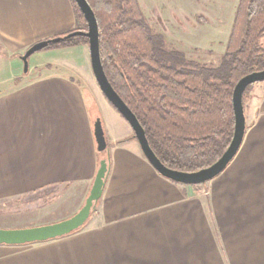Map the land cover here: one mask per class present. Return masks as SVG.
<instances>
[{
  "label": "crops",
  "instance_id": "crops-1",
  "mask_svg": "<svg viewBox=\"0 0 264 264\" xmlns=\"http://www.w3.org/2000/svg\"><path fill=\"white\" fill-rule=\"evenodd\" d=\"M237 2L231 0L234 12ZM74 24L69 0H0V202L59 185L79 188L83 201L106 157L102 194L85 226L35 242L61 240L64 264H264V109L232 160L201 184L160 175L109 102L106 112L120 128L106 119L101 155L93 135L99 112L94 117L93 96L79 73L55 66L22 80L24 51ZM57 52L63 51L45 53ZM22 245L0 244V264L40 257L41 250L18 252ZM44 253L53 260L55 252Z\"/></svg>",
  "mask_w": 264,
  "mask_h": 264
},
{
  "label": "trees",
  "instance_id": "trees-1",
  "mask_svg": "<svg viewBox=\"0 0 264 264\" xmlns=\"http://www.w3.org/2000/svg\"><path fill=\"white\" fill-rule=\"evenodd\" d=\"M69 1L74 27L57 36L87 30L77 4ZM86 1L98 25L104 73L138 119L157 158L183 172L214 163L233 135L234 85L244 75L264 69V0H238L215 65L197 63L182 50L168 47L164 35L148 23L138 0ZM79 45H88V39L74 35L44 49Z\"/></svg>",
  "mask_w": 264,
  "mask_h": 264
},
{
  "label": "rangeland",
  "instance_id": "rangeland-1",
  "mask_svg": "<svg viewBox=\"0 0 264 264\" xmlns=\"http://www.w3.org/2000/svg\"><path fill=\"white\" fill-rule=\"evenodd\" d=\"M138 1L141 6L144 3V8L149 10L146 13L148 23L154 31L164 35L168 47L182 50L187 58L197 63L205 65H215L217 63L218 57L223 52L222 46L225 47L233 21L234 11L232 10L231 0H229L230 3L228 0V3L225 0ZM87 47V45H83L80 49L78 46H71L36 51L28 58L26 73L23 71L22 64V75H28L26 78L22 77V80L33 79L42 74L43 70L55 66L58 71H65L70 75L75 76L79 73L80 76H78L87 83V89L93 96L94 117L97 116L96 110H98V118L101 120L102 127L109 117L112 127L118 130L120 127L106 112V106L110 104L104 99L93 77ZM46 50L63 52L49 54L45 53ZM68 63L78 64L79 70L74 71L75 68H71ZM257 86L261 90L259 89L258 94H254L253 91ZM97 96H99L100 103L96 105ZM101 102L106 104L105 108L101 106ZM243 107L246 120L245 130H247L254 127L255 119L264 109V81L253 83L249 87L245 94ZM110 109L115 112L112 107ZM198 187L199 185L196 186V188ZM81 195L83 194H81L79 188L59 185L44 187L23 194L16 199L1 201L0 228L31 227L60 221L74 214L82 206L84 200L82 201ZM37 250L42 251V253H39L40 257L30 260L29 264H64L61 258V240L52 244L34 242L17 248L18 252L23 253L37 252ZM45 251L55 252L53 253V260L49 259L50 261H48L46 257H42ZM26 261L22 259L16 263L6 262L4 264H26Z\"/></svg>",
  "mask_w": 264,
  "mask_h": 264
},
{
  "label": "water",
  "instance_id": "water-1",
  "mask_svg": "<svg viewBox=\"0 0 264 264\" xmlns=\"http://www.w3.org/2000/svg\"><path fill=\"white\" fill-rule=\"evenodd\" d=\"M80 9L87 30L71 31L63 36H54L31 44L21 55L24 73L28 70V58L36 51L42 50L52 43H57L74 35L85 36L88 39V52L93 77L106 100L124 118L131 127L142 154L152 167L163 177L180 184L196 185L204 183L218 175L237 153L245 134V115L242 96L245 88L253 83L264 81V69L253 71L241 77L234 85L232 91V108L234 114V129L232 138L222 155L211 165L193 172H183L166 167L150 148L145 132L138 119L128 108L108 81L100 60L98 25L95 15L86 0H74ZM93 135L97 152H105L107 142L105 139L101 120L97 117L93 121ZM108 172L107 158L102 157L82 206L71 216L60 221L31 227L0 228V244L20 245L42 242L59 238L80 229L90 216L96 202L102 194L106 174Z\"/></svg>",
  "mask_w": 264,
  "mask_h": 264
}]
</instances>
